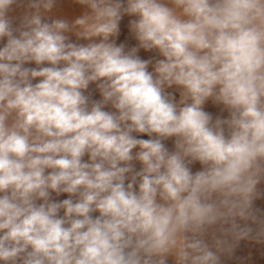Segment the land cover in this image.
I'll return each instance as SVG.
<instances>
[{"label":"clouds","instance_id":"9594fccd","mask_svg":"<svg viewBox=\"0 0 264 264\" xmlns=\"http://www.w3.org/2000/svg\"><path fill=\"white\" fill-rule=\"evenodd\" d=\"M261 185L264 0H0V264L241 262Z\"/></svg>","mask_w":264,"mask_h":264},{"label":"crops","instance_id":"0c3cea01","mask_svg":"<svg viewBox=\"0 0 264 264\" xmlns=\"http://www.w3.org/2000/svg\"><path fill=\"white\" fill-rule=\"evenodd\" d=\"M62 8L65 11V13L69 16V18H72L73 14H79L82 11V8L80 6H69L65 4L62 5ZM13 15H18V11L16 13H13ZM131 19H133V17L125 16L124 18H122L120 24V34L116 38V43L117 44L124 43L126 45V48H131L133 46H136L137 44V41L132 36L128 27L129 21ZM138 55L142 59H150L154 57L156 54L154 52H145L143 49H141ZM26 66L35 67L34 64H30ZM149 70H151V66ZM89 91L93 93L94 99L100 98L98 91H95V85H90ZM204 107L205 110L210 112L214 117L227 116L226 112H221L222 106L215 105L211 100H209ZM145 139H147L146 136ZM165 143L169 147V149L173 148L172 139L166 141ZM137 167L139 166L137 165ZM199 169H200V165L198 163L192 166L193 172ZM261 189L264 190V185H261ZM52 197L54 200H62L68 198L67 194H61V196L57 197L54 193L52 194ZM254 203L256 207L264 210V198L258 199ZM235 255L241 258V262H237L233 260V261H228L227 264H264V245H254L246 241H241L240 246L237 248Z\"/></svg>","mask_w":264,"mask_h":264},{"label":"trees","instance_id":"16d2710c","mask_svg":"<svg viewBox=\"0 0 264 264\" xmlns=\"http://www.w3.org/2000/svg\"><path fill=\"white\" fill-rule=\"evenodd\" d=\"M141 138H145V136L144 137H141Z\"/></svg>","mask_w":264,"mask_h":264}]
</instances>
